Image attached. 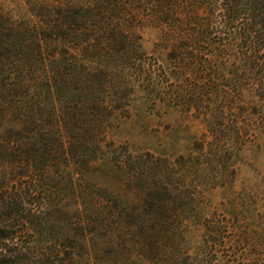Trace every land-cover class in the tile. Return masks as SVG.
<instances>
[{
	"label": "trees",
	"instance_id": "16d2710c",
	"mask_svg": "<svg viewBox=\"0 0 264 264\" xmlns=\"http://www.w3.org/2000/svg\"><path fill=\"white\" fill-rule=\"evenodd\" d=\"M27 3L0 4V264H264V0ZM139 107L202 131L133 148Z\"/></svg>",
	"mask_w": 264,
	"mask_h": 264
},
{
	"label": "rangeland",
	"instance_id": "374dc122",
	"mask_svg": "<svg viewBox=\"0 0 264 264\" xmlns=\"http://www.w3.org/2000/svg\"><path fill=\"white\" fill-rule=\"evenodd\" d=\"M29 1L34 0H0L2 8L16 19L27 14ZM140 111L132 121H122L114 134L115 139L125 138L133 148L151 147L159 152L175 155L185 152L193 133H200L202 125L180 110H151L138 108ZM171 109V108H170ZM150 112V114H145ZM151 145V146H150ZM246 165L242 174L248 176L257 169H264V148L252 147L246 155ZM215 195L213 200H217Z\"/></svg>",
	"mask_w": 264,
	"mask_h": 264
}]
</instances>
